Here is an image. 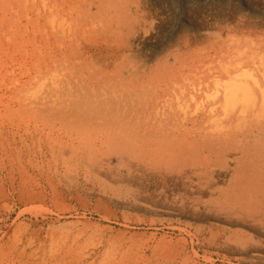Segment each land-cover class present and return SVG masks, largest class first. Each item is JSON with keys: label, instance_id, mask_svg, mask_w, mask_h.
<instances>
[{"label": "rangeland", "instance_id": "1", "mask_svg": "<svg viewBox=\"0 0 264 264\" xmlns=\"http://www.w3.org/2000/svg\"><path fill=\"white\" fill-rule=\"evenodd\" d=\"M59 1L6 0L11 9L14 7L12 11L0 5V264H76L74 253L64 260L45 253L43 261L31 263L41 256L39 250L32 258L29 243L16 246L18 240L30 239L29 235L43 238L60 231L76 236L78 230L106 231L125 238L127 253L148 264H264V227L241 218L230 219L213 205H205L211 200L209 195L203 196V206L184 205L176 200L182 193L180 186L171 188L173 184H163L158 177L130 181L84 177L66 160L58 162L55 174L44 145H40V153L38 145L34 151L29 147L28 152L18 143L20 137L38 138V133L43 144L54 146L97 143L100 139L95 140L98 132H94L100 127L95 100L101 97L94 99L89 91L90 98L75 101L66 97L67 86L77 92L80 84L91 85L100 93L104 92L101 87L111 86L118 87L116 95L121 91L118 66L104 68L58 40L56 33L76 27L75 44L85 47L108 41L113 46L118 42L119 26L115 24L121 21L123 8H134L137 0H68L74 8L65 14L69 17L63 16L64 21L57 12ZM142 1L155 9L150 12L151 20L148 17L155 25L144 53L158 52L185 29L214 26L211 18L222 20L230 10L259 17L264 12V0ZM33 8H42L38 23L31 14L30 20L25 18ZM106 24L110 29L106 30ZM12 78L17 79L15 90L9 86ZM21 82H25L23 88ZM54 90L55 94L50 93ZM119 96L113 95L109 101L114 108L119 107ZM24 99L33 103L30 109L21 106ZM221 178L226 180L228 173L218 181L224 188ZM100 255L88 258L85 264H99Z\"/></svg>", "mask_w": 264, "mask_h": 264}, {"label": "bare ground", "instance_id": "2", "mask_svg": "<svg viewBox=\"0 0 264 264\" xmlns=\"http://www.w3.org/2000/svg\"><path fill=\"white\" fill-rule=\"evenodd\" d=\"M5 1L0 5L8 11L14 8L9 3L20 2ZM133 6L124 7L121 21L115 24L119 26L118 42L113 46L108 41L85 47L75 44L76 27L56 33L58 40L75 52L89 55L104 68L112 64L121 69L119 107L109 104L113 95H118L114 93L117 86L101 87L104 92L100 93L91 85H78V92L66 85V97L75 101L90 98L89 91L94 99L101 97L95 100L99 108L96 124L100 127L94 132H98L95 140L100 139L96 145L43 144L41 133H36L38 138L29 134L28 140L26 135L20 137L18 143L28 152L29 147L34 151L38 145L40 153V145H44L55 174L58 162L66 160L84 177L130 181L155 176L163 184H173L171 188L180 186L182 193L176 200L184 205L203 206V196L209 195L211 200L205 205H213L230 219L241 218L264 227V12L259 17L234 8L236 11L230 10L222 20L210 17L214 26L201 24L185 29L158 52L144 53L146 40L154 30L150 12L155 9L141 0ZM57 7L62 21L74 8L68 0H60ZM30 14L38 23L42 8L28 10L25 18L30 20ZM14 84L16 78L9 81L15 90ZM20 85L23 88L25 82ZM23 103L25 110L33 105L25 99ZM224 173L228 178H221L226 184L222 188L218 181ZM73 235L60 231L43 238L29 235L25 242L18 240L16 248L29 243L32 258L39 250L41 256L31 263L43 261L45 253L49 257L57 254L61 260L74 253L76 264H85L99 253V264L149 263L130 256L125 238L118 235L80 230Z\"/></svg>", "mask_w": 264, "mask_h": 264}]
</instances>
